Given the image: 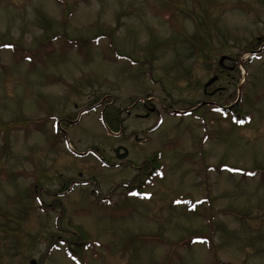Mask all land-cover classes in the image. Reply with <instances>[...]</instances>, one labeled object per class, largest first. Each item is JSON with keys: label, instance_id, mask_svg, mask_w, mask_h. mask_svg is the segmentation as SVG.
<instances>
[{"label": "rangeland", "instance_id": "obj_1", "mask_svg": "<svg viewBox=\"0 0 264 264\" xmlns=\"http://www.w3.org/2000/svg\"><path fill=\"white\" fill-rule=\"evenodd\" d=\"M82 232L87 264H264V0H0V264Z\"/></svg>", "mask_w": 264, "mask_h": 264}, {"label": "trees", "instance_id": "obj_2", "mask_svg": "<svg viewBox=\"0 0 264 264\" xmlns=\"http://www.w3.org/2000/svg\"><path fill=\"white\" fill-rule=\"evenodd\" d=\"M165 17H167L166 15H163ZM68 42V41H67ZM9 46V48L11 49H16V47L14 45H7ZM26 58V57H25ZM27 60V58H26ZM28 62L32 63L33 61H31V59H28L27 60ZM244 64V63H243ZM239 63L236 61L235 62V67L236 69L238 68ZM220 111L225 115V117H229L230 120L236 124L238 126L239 125H245L247 122H248V117L246 116H240L235 110L233 109H230V108H224V109H220ZM157 158L160 157L159 153L157 154L156 156ZM162 165H158V167H154L152 169V171H150L147 175V178H146V182H143L142 185H139L137 186V188H134V191H132L134 193V195H137V193H139L142 189H145V186L146 185H149L152 183L151 180H153L154 178L160 176L161 172H162ZM243 174V173H242ZM136 183H139V182H136ZM138 196V195H137ZM180 203L183 205H187L188 207L191 206L192 201L190 198H181L180 199ZM192 210V209H191ZM83 233V232H82ZM86 233L84 232L83 233V237L81 239V243L79 246L76 245V249H73L72 247H69V246H66L64 247V252H65V255L71 260L73 261L75 264H87V258H86V252L87 251H91L92 250V244L88 243V239H87V235H85ZM206 237H201V238H197V239H194V237H191L187 242L186 240L187 239H184L182 241H180V243L178 244L181 248H185V249H188L190 248V246L195 245V244H206L207 246H210L207 242V240H205ZM199 242V243H197ZM213 247V245H212ZM171 258L167 259V263L168 264H171ZM174 263V261H173ZM211 264H228V263H222V262H219L217 260V258H213L212 261H211Z\"/></svg>", "mask_w": 264, "mask_h": 264}, {"label": "water", "instance_id": "obj_3", "mask_svg": "<svg viewBox=\"0 0 264 264\" xmlns=\"http://www.w3.org/2000/svg\"><path fill=\"white\" fill-rule=\"evenodd\" d=\"M225 60V57H221L220 59H219V65H221L222 64V62ZM217 79H218V77L217 76H214V77H212L205 85H204V89H205V91H206V88L207 87H209V86H211L214 82L216 83V81H217ZM204 91V92H205ZM120 149L121 148H117V149H115V151L114 152H116V154L118 155L117 157H118V159H124L126 156H127V151L124 149V148H122V150L124 151V153L122 154V155H119V151H120ZM31 264H35L34 263V261H32L31 262Z\"/></svg>", "mask_w": 264, "mask_h": 264}, {"label": "flooded vegetation", "instance_id": "obj_4", "mask_svg": "<svg viewBox=\"0 0 264 264\" xmlns=\"http://www.w3.org/2000/svg\"><path fill=\"white\" fill-rule=\"evenodd\" d=\"M220 66H221V65H220ZM212 93H213V92H211V94H212ZM204 94H205V93H204ZM206 94H207V90H206ZM206 94H205V95H206ZM124 159H125V158H124ZM121 163H122V162H121ZM111 166H113V165H109V167H111Z\"/></svg>", "mask_w": 264, "mask_h": 264}]
</instances>
